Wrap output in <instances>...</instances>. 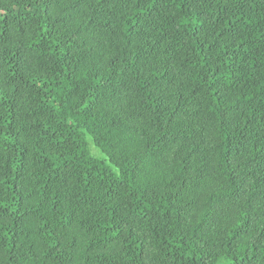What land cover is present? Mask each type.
<instances>
[{
    "label": "trees",
    "instance_id": "1",
    "mask_svg": "<svg viewBox=\"0 0 264 264\" xmlns=\"http://www.w3.org/2000/svg\"><path fill=\"white\" fill-rule=\"evenodd\" d=\"M0 264H264V0H0Z\"/></svg>",
    "mask_w": 264,
    "mask_h": 264
}]
</instances>
